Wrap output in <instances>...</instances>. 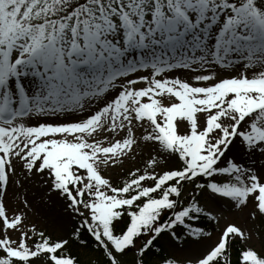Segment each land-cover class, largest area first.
I'll list each match as a JSON object with an SVG mask.
<instances>
[{"label":"snow or ice","instance_id":"1","mask_svg":"<svg viewBox=\"0 0 264 264\" xmlns=\"http://www.w3.org/2000/svg\"><path fill=\"white\" fill-rule=\"evenodd\" d=\"M0 264H264V0H0Z\"/></svg>","mask_w":264,"mask_h":264}]
</instances>
